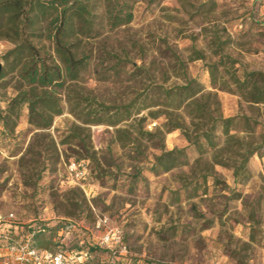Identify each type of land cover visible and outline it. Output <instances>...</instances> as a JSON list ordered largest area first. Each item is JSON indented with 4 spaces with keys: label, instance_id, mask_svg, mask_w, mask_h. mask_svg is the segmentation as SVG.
Instances as JSON below:
<instances>
[{
    "label": "rangeland",
    "instance_id": "374dc122",
    "mask_svg": "<svg viewBox=\"0 0 264 264\" xmlns=\"http://www.w3.org/2000/svg\"><path fill=\"white\" fill-rule=\"evenodd\" d=\"M89 1L95 30L80 47L88 63L78 80L57 90L61 112L48 128L30 123L27 105L10 129L0 123V211L15 213L14 225L66 221L91 228L107 215L123 228L126 259L137 264H264V104L246 102L232 80L264 71V0H121L134 18L115 29L106 0ZM47 26L30 39L39 57L50 59L56 53ZM9 37L0 35L3 109L22 84L9 54L21 38ZM214 63L218 83L227 80L229 89L213 87ZM194 78L206 96L213 94L205 100L215 115L235 118L230 134L257 149L236 175L244 149L229 142L220 123L217 146L203 135L201 147L191 143L187 133L194 139L212 123L193 119L186 103L176 108L180 94L167 96ZM73 132L83 144L68 137ZM175 148L181 165L152 170L163 150ZM83 159L85 181L70 169ZM84 237L73 229L54 240L74 253L85 249ZM5 254L0 246V259ZM110 263L102 251L88 258Z\"/></svg>",
    "mask_w": 264,
    "mask_h": 264
},
{
    "label": "trees",
    "instance_id": "16d2710c",
    "mask_svg": "<svg viewBox=\"0 0 264 264\" xmlns=\"http://www.w3.org/2000/svg\"><path fill=\"white\" fill-rule=\"evenodd\" d=\"M127 2L121 0H106V15L112 29L128 25L132 22L134 14L128 9ZM93 5L89 0H0V35L9 37L14 34L21 38L20 43L9 54H14L16 62L13 63V69H18V76L21 86L17 94L11 99L7 109L0 105V123L10 129L9 125L17 110H21L25 105L29 108L30 123L38 128H48L52 123L54 115L59 114L61 109L57 98V90L66 88L69 81H75L80 78L82 70L88 63V55L80 52L82 37L90 36L95 30V15ZM47 23L49 29L48 37L54 45L56 57L45 59L40 56V48L31 41L30 36H41L44 24ZM6 32V33H5ZM13 41L17 38L9 37ZM198 58H202L199 54ZM218 65L214 63L210 66L212 83L214 88L229 89V83L224 80L221 85L218 83ZM233 82L236 84V91L243 99L250 104H264V71L252 70L245 71L243 78L232 75ZM224 78V76H223ZM222 78V79H223ZM204 86L196 78L187 79L186 85L178 88V91H166L168 97L174 94H180L181 99L176 108H181L185 103L188 112L193 119H201L205 122H211L212 126L196 137L186 134L191 143L199 144L198 137L203 135L209 145L217 146L213 131L217 123L223 125L224 133L228 136L229 142L237 144V147L244 149L239 152L241 156L240 165L235 164V175L240 170L246 168L251 156L257 149L253 148L251 143H246L237 139L235 135L230 134L229 127L234 124L235 118H224L222 115H215L211 104L205 100L211 98L212 93L206 96ZM218 105L219 101L216 99ZM19 114V113H18ZM90 120H85L89 123ZM198 130H201L198 127ZM68 137H77L83 144V138L80 133L73 132ZM69 140V138L67 139ZM64 142H68L65 141ZM201 147L202 145L199 144ZM180 150H163L156 157L152 170L168 172L182 164L179 159ZM77 172H82V179L88 180L90 177L88 170V161L73 162ZM72 165V163H70ZM67 222L60 221L56 225H50L43 221L22 225L20 233L23 238H31L32 245L40 249L55 251L61 243L54 239L62 230ZM0 233H11L7 227H0ZM84 235V231H80ZM86 240L85 249L77 250L78 254H87L90 256L96 251L109 253L106 249ZM127 244L125 236L123 239ZM85 251V252H83ZM88 264V261L86 262ZM113 264V263H110ZM116 264H137L136 261L129 259H120ZM147 264H158L150 262Z\"/></svg>",
    "mask_w": 264,
    "mask_h": 264
},
{
    "label": "built area",
    "instance_id": "2783aa9c",
    "mask_svg": "<svg viewBox=\"0 0 264 264\" xmlns=\"http://www.w3.org/2000/svg\"><path fill=\"white\" fill-rule=\"evenodd\" d=\"M70 169L78 175L75 165H71ZM16 215L13 212L3 213L0 211V227H7L11 233H0V246L6 247V254L0 259V264H86L88 261L87 254H74L63 247L57 248L55 251L40 249L34 247L31 238H23L20 233L22 225H14ZM67 224V223H66ZM64 226L61 232L68 233L70 231H84V235L89 238L92 243L99 245L109 252V260L116 264L120 259H126L129 255V249L124 243V230L119 225L112 224L109 216H98L93 227L80 225L79 223H71ZM59 231V232H60ZM192 264V263H182ZM208 264H222L220 261H212Z\"/></svg>",
    "mask_w": 264,
    "mask_h": 264
},
{
    "label": "water",
    "instance_id": "95a60500",
    "mask_svg": "<svg viewBox=\"0 0 264 264\" xmlns=\"http://www.w3.org/2000/svg\"><path fill=\"white\" fill-rule=\"evenodd\" d=\"M0 70H1V64H0Z\"/></svg>",
    "mask_w": 264,
    "mask_h": 264
}]
</instances>
